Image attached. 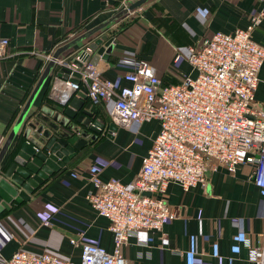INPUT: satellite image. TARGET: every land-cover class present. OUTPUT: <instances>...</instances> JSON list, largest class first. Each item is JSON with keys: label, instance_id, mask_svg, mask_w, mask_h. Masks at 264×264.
<instances>
[{"label": "crops", "instance_id": "obj_1", "mask_svg": "<svg viewBox=\"0 0 264 264\" xmlns=\"http://www.w3.org/2000/svg\"><path fill=\"white\" fill-rule=\"evenodd\" d=\"M138 1L0 0V40L8 41L0 59V152L14 133L0 162V177L26 139L42 146L47 136L59 139L55 131L72 137L61 121L83 130L61 115L64 107L50 97L60 71L56 65L29 104L54 55L58 56L53 61L68 57L105 36L112 40L109 57L96 65L102 77L119 88L130 86L123 77L142 62L163 85L179 84L183 75H195L185 61L188 47L217 32L245 30L258 14L263 17L252 40L264 47V0H147L63 50ZM177 55L183 58L175 62ZM96 59L93 52L89 60L95 63ZM47 89L51 102L43 99ZM254 97L255 106L264 111V64ZM111 108V104L96 107L95 119L103 125L99 135L84 138L68 163L34 190L27 202H11L9 210L0 213V263L20 250L48 252L72 264H80L82 244L112 252L109 222L88 201L96 192L91 178L96 175L101 182L117 181L130 187L160 125L157 121L133 123L110 132ZM20 135L23 139L18 143ZM251 171L252 167L242 165L229 174L217 166L208 173L205 186L187 192L170 183L162 198L178 218L166 223L161 233L143 231L130 237L121 249L123 258L129 264H255L249 261L243 241L249 239L253 246L262 243L264 190L252 183ZM46 221L50 226L43 225ZM73 240L76 245L71 244Z\"/></svg>", "mask_w": 264, "mask_h": 264}, {"label": "built area", "instance_id": "obj_2", "mask_svg": "<svg viewBox=\"0 0 264 264\" xmlns=\"http://www.w3.org/2000/svg\"><path fill=\"white\" fill-rule=\"evenodd\" d=\"M262 17L253 16L245 30L217 32L188 47L185 61L195 75H183L177 85H163L142 62L123 77L130 86L118 88L90 63V45L55 61L59 70L69 72L64 78L56 77L50 90V97L61 106L82 93L95 108L111 104L109 117L117 128L151 121L160 125L130 187L92 176L96 192L88 201L97 215L109 222L113 250L109 253L100 246L82 244L80 264H129L121 249L130 237L143 231L161 233L166 223L178 218L162 198L170 183L187 192L205 186L208 173L217 166L235 174L239 166L248 165L252 183L264 190V111L255 106L254 97L264 47L252 40ZM7 47L8 41L0 40V59ZM182 58L177 55L175 62ZM243 245L250 262L264 264V236L260 246H253L249 239ZM0 264L72 263L48 252L20 250Z\"/></svg>", "mask_w": 264, "mask_h": 264}, {"label": "water", "instance_id": "obj_3", "mask_svg": "<svg viewBox=\"0 0 264 264\" xmlns=\"http://www.w3.org/2000/svg\"><path fill=\"white\" fill-rule=\"evenodd\" d=\"M145 1L147 0L138 1L130 8L125 9L122 13H119L115 17L111 18L108 23L96 27L85 36L71 42L65 46L63 50L71 48L76 43L84 40V38L97 33L114 20L123 17L126 13H128V11L139 7ZM111 44L112 40H106L105 36L100 37L90 44L92 51L97 53V61L95 63H90L92 65H96L100 59L107 61L111 50ZM57 56L58 55H54L53 60H55ZM53 60L50 61L46 67L43 76L39 81L38 87L30 97L29 104L34 100L49 72H51L54 68L55 61ZM68 73L69 72L67 70L61 69L59 73H57V77L64 78L63 74L68 75ZM85 100L86 96L82 93H78L76 97L68 100V102L63 105L64 110L61 113V115L65 118L80 125L83 128L82 131H79L73 125H69L61 121V126L65 127L68 132H72L74 134L72 137L64 133H60V131H55L56 135L59 136V139L53 136H47L48 140L43 143L42 146H39L28 139L21 144L16 157L8 165L0 177V213L4 210H9L8 205L11 202H15L17 204L27 202L34 190L43 184V182L46 181L53 173L58 172L68 163L69 159L72 158L75 152L81 148L82 144L85 143L84 138L88 137L90 134H100V131L103 129V125L95 119L97 110L95 107L91 106L90 102L85 103ZM29 104L24 110L22 119L25 117ZM54 121H56V118H54ZM15 129L17 130V128ZM116 129L117 127L111 123L109 131L112 132ZM13 135L14 133H12L9 137L0 152V162L14 138ZM78 135L81 136V139H78ZM43 151H46V153ZM143 195L150 196L149 193H144Z\"/></svg>", "mask_w": 264, "mask_h": 264}, {"label": "trees", "instance_id": "obj_4", "mask_svg": "<svg viewBox=\"0 0 264 264\" xmlns=\"http://www.w3.org/2000/svg\"><path fill=\"white\" fill-rule=\"evenodd\" d=\"M48 91H49V89H47L45 92H44V101H47V102H51L49 99H48ZM61 110H64V108H62ZM21 139H23V137L20 135V137H19V140H18V143L21 141ZM4 168H2V170H3Z\"/></svg>", "mask_w": 264, "mask_h": 264}, {"label": "rangeland", "instance_id": "obj_5", "mask_svg": "<svg viewBox=\"0 0 264 264\" xmlns=\"http://www.w3.org/2000/svg\"><path fill=\"white\" fill-rule=\"evenodd\" d=\"M139 138L138 137H134V139L133 140H138ZM137 144H140V143H137ZM137 147V146H136Z\"/></svg>", "mask_w": 264, "mask_h": 264}]
</instances>
